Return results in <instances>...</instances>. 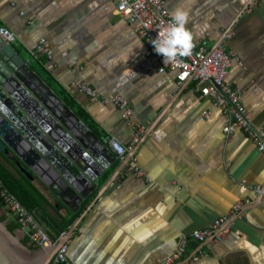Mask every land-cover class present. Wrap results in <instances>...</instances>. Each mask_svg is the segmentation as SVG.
<instances>
[{"label":"crops","instance_id":"obj_1","mask_svg":"<svg viewBox=\"0 0 264 264\" xmlns=\"http://www.w3.org/2000/svg\"><path fill=\"white\" fill-rule=\"evenodd\" d=\"M165 7L170 16L185 11L193 41L206 39L210 49L231 34L226 46L241 66L232 63L227 83L241 92L251 126L264 127V0H165ZM0 27L15 35V52L109 150L106 138L126 149L122 161L112 151L116 160L74 211L11 151L0 153L46 198L39 211L45 222L69 220L84 205L65 231L87 211L68 237L72 264H156L172 254L179 236L209 227L238 202L243 208L230 220L226 238L190 243L183 260L264 264V201L251 189L264 190V154L239 129L226 141L224 118L191 83L177 88L173 75L151 69L126 78L143 42L116 15L114 0H0ZM41 38L53 48L51 60L32 56ZM79 82L100 96L127 101L143 128L131 150L134 126L114 106L91 102L73 89ZM133 165L143 177L134 176Z\"/></svg>","mask_w":264,"mask_h":264},{"label":"built area","instance_id":"obj_2","mask_svg":"<svg viewBox=\"0 0 264 264\" xmlns=\"http://www.w3.org/2000/svg\"><path fill=\"white\" fill-rule=\"evenodd\" d=\"M114 10L117 16L128 22L143 42V51L137 63L126 71V78L131 80L143 71L151 69L160 75H173L177 88L191 83L193 91L201 98L209 100L212 107L224 118L222 132L226 141H229L239 129L256 145L257 150L264 154V127L255 129L251 126V113L243 105L241 92L227 83V72L232 63L241 66L237 54L226 46V41L231 37L230 33L226 34L213 49L208 47L206 39L199 42L193 41L189 55L178 54L173 60H168L157 54L153 47L157 40H163L170 27L171 16L165 7V0H114ZM188 30L190 31L189 28ZM0 38L12 47L16 44L15 35L6 27H0ZM60 55L64 59L67 57L66 52ZM32 56L51 60L53 48L49 41L45 38L39 39L32 50ZM68 65L75 71L79 70L75 61H69ZM72 88L87 96L91 102L114 106L120 112L121 120L127 125L134 126L135 135L128 147V150H131L139 136L143 134V128L136 123L127 101L120 95L100 96L84 82L73 83ZM209 117V112L203 113V118L208 119ZM106 140L116 157L122 161L126 149L114 138H106ZM131 171L136 178L144 176L136 165L131 167ZM251 189L264 201V190L261 187ZM0 201L6 206V208L3 207L6 220L16 219L15 224L18 225L19 230L27 228L31 231L28 237L30 245L38 249H47L66 235V232H63L53 241L44 228L35 221L33 215L3 186L1 180ZM242 208L241 202L235 203L227 215L216 219L209 227L179 236L172 254L159 259L156 264H196L199 261V257L196 256L187 261L183 260L187 255L188 245L190 243L199 245L208 239L212 243L225 239L230 230V220ZM67 243L68 241L59 247L53 257V264H72L67 255Z\"/></svg>","mask_w":264,"mask_h":264},{"label":"water","instance_id":"obj_3","mask_svg":"<svg viewBox=\"0 0 264 264\" xmlns=\"http://www.w3.org/2000/svg\"><path fill=\"white\" fill-rule=\"evenodd\" d=\"M9 151L71 211L116 160L113 152L0 38V153ZM86 212L54 246L36 251L23 246L17 236L18 231L30 237L29 229L10 234L7 222L0 223V264H51Z\"/></svg>","mask_w":264,"mask_h":264},{"label":"trees","instance_id":"obj_4","mask_svg":"<svg viewBox=\"0 0 264 264\" xmlns=\"http://www.w3.org/2000/svg\"><path fill=\"white\" fill-rule=\"evenodd\" d=\"M42 63V62H41ZM45 81L50 85L49 80ZM61 97L62 93H58ZM68 99L63 97V101L68 104ZM82 117V115H81ZM0 180L3 186L13 194L16 199L27 209L34 217L35 221L44 228L48 236L54 241L61 233L67 231L68 227L77 217V214L84 210V205L80 208L79 212L71 219L62 222L48 221L45 222L41 219L40 210L47 204L46 198L32 185L31 181L23 175L20 170L15 167L8 158L0 154ZM6 222V217L2 204L0 203V223ZM7 231L12 234L15 230L19 229L18 225L13 223L6 224ZM20 243L26 246L30 251H36L38 248L33 245H28L29 238L24 236ZM53 264V263H51Z\"/></svg>","mask_w":264,"mask_h":264},{"label":"clouds","instance_id":"obj_5","mask_svg":"<svg viewBox=\"0 0 264 264\" xmlns=\"http://www.w3.org/2000/svg\"><path fill=\"white\" fill-rule=\"evenodd\" d=\"M187 22V13L182 9L171 13L170 27L163 40H157L154 43V51L168 60H173L178 54L189 55L192 49L193 35L186 27Z\"/></svg>","mask_w":264,"mask_h":264},{"label":"rangeland","instance_id":"obj_6","mask_svg":"<svg viewBox=\"0 0 264 264\" xmlns=\"http://www.w3.org/2000/svg\"><path fill=\"white\" fill-rule=\"evenodd\" d=\"M17 235H19V233ZM28 245H30V244L28 243Z\"/></svg>","mask_w":264,"mask_h":264}]
</instances>
